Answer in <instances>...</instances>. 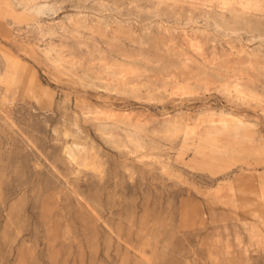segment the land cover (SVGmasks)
Segmentation results:
<instances>
[{"label":"rangeland","instance_id":"rangeland-1","mask_svg":"<svg viewBox=\"0 0 264 264\" xmlns=\"http://www.w3.org/2000/svg\"><path fill=\"white\" fill-rule=\"evenodd\" d=\"M0 264H264V0H0Z\"/></svg>","mask_w":264,"mask_h":264},{"label":"bare ground","instance_id":"bare-ground-1","mask_svg":"<svg viewBox=\"0 0 264 264\" xmlns=\"http://www.w3.org/2000/svg\"><path fill=\"white\" fill-rule=\"evenodd\" d=\"M40 7H41V6H40ZM42 7H43V6H42ZM34 10H36V8H35ZM38 11H41V9L38 8ZM36 12H37V11H36ZM42 12H43V11H42ZM45 12H46V11H45ZM37 14H38V13H37ZM43 14H44V13H43ZM240 136H241V135H240Z\"/></svg>","mask_w":264,"mask_h":264}]
</instances>
